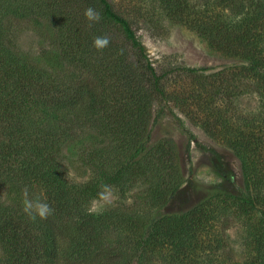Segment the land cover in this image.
Instances as JSON below:
<instances>
[{"label": "trees", "instance_id": "1", "mask_svg": "<svg viewBox=\"0 0 264 264\" xmlns=\"http://www.w3.org/2000/svg\"><path fill=\"white\" fill-rule=\"evenodd\" d=\"M56 2L53 43L41 41L34 53L18 48L0 19V264H264V0H206L215 12L199 21L208 46L229 59L231 77L257 96L256 111L218 129L241 183L162 214L156 209L183 184L172 140L149 143L167 70H157L112 0ZM166 5L174 12L181 4ZM88 7L101 14L91 27ZM103 36L110 43L98 51L93 41ZM222 177L234 182L233 173ZM137 181L131 203L90 208L104 191L124 197ZM25 186L52 216L30 221Z\"/></svg>", "mask_w": 264, "mask_h": 264}, {"label": "rangeland", "instance_id": "2", "mask_svg": "<svg viewBox=\"0 0 264 264\" xmlns=\"http://www.w3.org/2000/svg\"><path fill=\"white\" fill-rule=\"evenodd\" d=\"M10 1L8 8L0 1V19L9 39L18 48L34 53L41 41L53 43L56 28L51 23L58 8L55 0ZM112 1L133 21L157 70H167L163 78L165 97H157L152 107L149 143L162 138L172 140L171 152L183 184L156 213L186 210L219 184L235 189L241 183L239 162L220 142L218 129L222 120H234L238 112L256 111L259 105L252 84L236 83L239 80L231 77L225 66L229 59L209 47L201 33L199 21L207 11L211 14L215 10L206 0H176L181 5L174 12L166 5L173 0ZM48 14L51 17L44 18ZM185 67L194 70L188 71ZM217 70L222 73H216ZM220 84L224 89L216 90ZM223 171L234 174L233 183L223 179ZM72 175L81 178L75 171ZM140 187L137 181L124 197L114 190L104 191V198L94 199L90 208L99 211L122 200L131 203L135 197L133 192L140 191ZM230 233L238 248V232Z\"/></svg>", "mask_w": 264, "mask_h": 264}, {"label": "clouds", "instance_id": "3", "mask_svg": "<svg viewBox=\"0 0 264 264\" xmlns=\"http://www.w3.org/2000/svg\"><path fill=\"white\" fill-rule=\"evenodd\" d=\"M84 16L89 22V27H91L92 24L98 23L101 20L100 12L93 7H88L84 12ZM109 43L110 39L107 36L96 37L93 41V47L100 51L108 47ZM22 196V210L28 216L30 221L35 222L37 219L46 220L54 214V209L48 203L44 202L39 197H29V191L27 186H25V188L23 189ZM101 198H104L103 194H101Z\"/></svg>", "mask_w": 264, "mask_h": 264}]
</instances>
